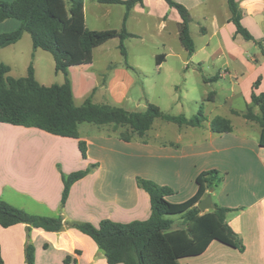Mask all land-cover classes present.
<instances>
[{
    "label": "crops",
    "instance_id": "crops-1",
    "mask_svg": "<svg viewBox=\"0 0 264 264\" xmlns=\"http://www.w3.org/2000/svg\"><path fill=\"white\" fill-rule=\"evenodd\" d=\"M87 1L84 0L86 25ZM179 1L191 13L192 37L193 24L198 26V33L203 34V37L209 35V39L200 48L195 42L196 50L193 53L181 44L178 59L171 60V65L176 67V75L186 76L190 71L189 63L193 64L192 74L200 72L203 65L212 71L213 74L205 79V84L230 74L235 81L232 82L228 98H243L257 113L259 109L252 104L251 94L254 82L260 77L262 80L255 92L264 91V54L255 42L246 41L236 34V26L230 21L228 0ZM237 1L243 13L244 26L256 39L264 40V0ZM92 2V11L97 19L108 17L115 5L123 6V21L126 13L124 5L101 3L98 0ZM174 10L165 0H144L143 4H136L130 11L127 30L136 36L152 29L162 32L167 27L164 25L169 24L170 15V22L175 27L174 36L179 39V23L182 19L179 12L176 10L177 13H174ZM135 21L141 27L139 30L131 28L137 26ZM19 24L14 18L0 21V32L15 30ZM90 29L99 30L97 26ZM212 39L216 40L217 45L210 47ZM253 48L256 51L250 53ZM210 49H213L212 53ZM198 52L201 54L199 58L196 57ZM158 55L157 52L153 53V62L161 71L169 61L168 57L161 58ZM94 62L93 58L91 64L69 68L77 105H81L91 94L94 97L101 82L98 76L107 75L112 68L110 62L104 70L94 72L90 70ZM220 63L233 69L221 71ZM127 65L136 66L142 75L146 73L141 62L127 60ZM118 70L125 72L123 75L130 79L131 76L123 67ZM121 79V90H127L131 84H125L124 78ZM112 89V83L102 88L105 92ZM217 96L218 88H215L214 94L209 95L208 99L216 102ZM79 97L83 99L80 104L76 100ZM229 111L230 114L224 117L231 120V132H213L211 121L204 126L180 125L177 138L169 141L151 138L148 131L143 136L135 135L125 141L119 137L124 128L114 130L108 125L82 123L79 133L85 142V157L75 138L0 122V199L31 214L61 215L65 221H87L98 225L102 220L110 219L129 223L146 220L151 215L150 195L138 185V177L171 187L175 194L169 199L183 202L197 192L196 180L201 173L217 170L223 180L217 187L209 189L206 196H212L213 205L231 209L227 213V222L242 238L246 248L242 252L215 240L202 254L181 258L179 262L264 264V147L259 143L262 127L257 121L244 116L247 110L232 108ZM232 117L240 118L241 121L236 124ZM253 130L255 133H252ZM130 159L138 161V166H131ZM93 164L96 167L72 185L66 206L61 209L64 175ZM245 178L249 181L247 187L243 188ZM174 228H178L175 222ZM30 241L36 249V264H108L96 242L75 228L66 226L61 231L32 228ZM27 242L26 224L18 223L9 227L0 225L4 264H25ZM67 257H71L69 262H65Z\"/></svg>",
    "mask_w": 264,
    "mask_h": 264
},
{
    "label": "trees",
    "instance_id": "trees-1",
    "mask_svg": "<svg viewBox=\"0 0 264 264\" xmlns=\"http://www.w3.org/2000/svg\"><path fill=\"white\" fill-rule=\"evenodd\" d=\"M107 4H122L126 7L120 30H93L86 25L84 0H0V21L14 18L20 22L12 31L0 32V49L17 43L27 32L31 35L35 50L41 48L50 52L55 60V70L65 74L62 84L45 85L35 75L33 64L25 76L14 77L9 74L11 67L0 61V122L25 127H34L45 132L78 140L79 148L85 157V142L80 138L79 125L91 123L112 126L114 130L124 128L119 137L125 141L135 135L143 136L162 118L179 125L203 126L205 116L202 111L195 118L184 115L174 116L164 113L157 105L148 103L145 111H130L106 103H96L93 94L81 105L74 98L69 68L91 64L95 48L113 38L120 39V50L127 57L124 40L136 36L127 30V19L136 4L144 0H98ZM175 8L182 21L179 23V39L190 53L196 50L191 35L192 16L189 9L177 0H165ZM230 21L236 26V34L246 41L255 42L264 54V40L256 39L242 23L243 13L237 0H228ZM158 57L164 58L160 54ZM261 77L253 85L252 104L258 107L255 113L248 107L244 116L257 121L262 129L259 143L264 147V91L256 93ZM216 133L233 130L231 120L216 116L210 122ZM96 165L64 175V189L61 209H64L72 185L89 174ZM223 180L217 170H208L197 177V192L183 202L169 199L174 190L159 185L149 179L138 177V185L150 195L151 215L146 220L129 223L102 220L98 225L87 221H65L63 216H44L31 214L0 199V225L9 227L18 223L27 225L28 242L25 247V264H36V249L30 241L32 228L46 231H61L66 226L75 228L90 236L103 251L108 264H180L181 258L202 254L211 242L223 244L244 251L242 238L227 222L229 207L213 205L202 211L198 203L209 189L217 187ZM173 215L183 219L180 227L174 228ZM67 257L65 262H69ZM0 264H4L0 246Z\"/></svg>",
    "mask_w": 264,
    "mask_h": 264
},
{
    "label": "rangeland",
    "instance_id": "rangeland-1",
    "mask_svg": "<svg viewBox=\"0 0 264 264\" xmlns=\"http://www.w3.org/2000/svg\"><path fill=\"white\" fill-rule=\"evenodd\" d=\"M87 2V26L89 28L94 26H97L99 30H120L122 28L121 12L124 11L123 6L115 5L114 10L107 15L108 17L97 19L93 14L94 10L92 11V0ZM174 13H177V11L174 10ZM170 20L171 17L169 15V24L164 25V27H167L163 28L162 32L152 29L149 32L142 31L137 36L126 37L124 44L128 52L127 57H124L120 50V39L118 37L110 39L94 49L93 58L95 62L90 70L99 72L102 69L104 70L105 65L110 64V62L111 65L109 66H112V68L107 75L98 76L101 82L100 84L98 83L97 93L94 95L93 100L96 103L119 106L130 111H145L148 103H153L164 113L174 116L184 115L187 118H195L202 111L205 116L204 125L209 123L215 115H229V110L232 108L243 111L248 110L250 106L245 103L243 98H228L231 94L232 82L235 81L230 74L223 79H214L210 81V84H205V79L213 74L212 71L206 65H203L202 69L199 70L200 72L192 74L193 64L189 63L190 71L186 76L176 75V67L171 65V60L178 59V53H180L182 46L180 39L174 36L175 27ZM14 21L17 20L14 19ZM94 23H97V25H94ZM134 24L137 25L131 27L134 30L141 28L138 21H135ZM151 26L155 27V25ZM192 29L193 38L200 48L209 39V35L203 37V34L197 32L198 26L196 25L192 24ZM241 38L243 37L241 36ZM210 42V47L217 45L215 39ZM254 51H256V48L250 50V53ZM154 52L168 57L169 62L161 71L157 69L153 62ZM209 52L212 53L213 49H210ZM196 57H201V54L198 52ZM127 60L133 63L141 62L143 68L146 69L145 76L141 74V71L136 66H128ZM0 61L11 67L9 74L14 77L25 76L28 72V66L33 64L36 69L37 80L40 83L52 85L62 84L65 81V74L55 70L53 55L41 48L35 50L32 37L27 32L17 43L0 49ZM121 67L127 71L126 73L131 76L129 77L134 82L131 83L127 75H123L125 72L118 70ZM219 68L221 71H225V68L233 69V67H227L223 63L219 64ZM121 78H124L125 84H131L127 90H121ZM110 82L113 85L112 91L107 90L105 92L102 90L103 87L110 85ZM215 88H218V96L216 102H212L208 97L214 94ZM76 100L80 104L83 99L79 97ZM232 119L236 124L241 121L240 118L236 117H232ZM179 127L180 125L177 123L156 118L153 126L148 130V135L151 138L164 141L174 140L180 132ZM252 133H255V130ZM130 165L138 166V161L130 159ZM248 181L247 178L244 179L243 188L247 187ZM171 218L174 220L175 226L180 227L182 225L183 219L181 216L173 215Z\"/></svg>",
    "mask_w": 264,
    "mask_h": 264
},
{
    "label": "water",
    "instance_id": "water-1",
    "mask_svg": "<svg viewBox=\"0 0 264 264\" xmlns=\"http://www.w3.org/2000/svg\"><path fill=\"white\" fill-rule=\"evenodd\" d=\"M198 207L202 210V211H207L213 208V202H212V196L208 195L206 197H204L199 203H198Z\"/></svg>",
    "mask_w": 264,
    "mask_h": 264
}]
</instances>
